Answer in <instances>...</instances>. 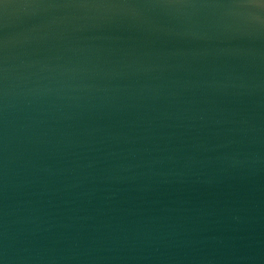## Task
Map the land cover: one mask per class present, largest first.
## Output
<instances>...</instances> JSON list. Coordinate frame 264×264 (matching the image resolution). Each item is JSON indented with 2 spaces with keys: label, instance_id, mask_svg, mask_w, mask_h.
<instances>
[{
  "label": "water",
  "instance_id": "water-1",
  "mask_svg": "<svg viewBox=\"0 0 264 264\" xmlns=\"http://www.w3.org/2000/svg\"><path fill=\"white\" fill-rule=\"evenodd\" d=\"M0 264H264V0H0Z\"/></svg>",
  "mask_w": 264,
  "mask_h": 264
}]
</instances>
